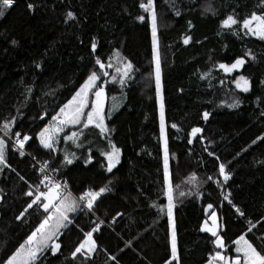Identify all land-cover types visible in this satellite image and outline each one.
I'll list each match as a JSON object with an SVG mask.
<instances>
[{"label": "trees", "instance_id": "obj_1", "mask_svg": "<svg viewBox=\"0 0 264 264\" xmlns=\"http://www.w3.org/2000/svg\"><path fill=\"white\" fill-rule=\"evenodd\" d=\"M28 2L37 8L29 11ZM155 3L175 204L173 219L181 264H206L209 254L216 250L214 238L200 231L212 211L218 215L219 232L230 256L234 255L232 241L241 234H246L262 250L264 141L257 137L264 136L261 115L264 85L260 83L264 80V41L245 35L242 30L233 35L221 29L220 22L229 14L242 20L253 11H264V7L259 6V0H155ZM138 4L139 0H17L0 18L1 134L3 123L15 118L12 132L35 138L87 76L99 68L95 63L98 58L106 65L121 64L116 57L119 53L134 68L123 87L114 84L106 89L105 113L111 98L119 106L106 119L112 129L111 140L121 149V163L113 173H107L101 166L106 161L97 147L107 141L99 135L83 150L61 140L60 151L51 153L38 147V141L33 139L25 148L27 156L19 157L9 147L10 167L0 172V264L42 219V209L35 206L23 219H16L30 200L25 195L29 186L40 183L31 167L33 157L47 161L76 197L105 184L111 189L98 199L94 214L86 211L73 214L74 224L62 237L61 252L56 256L48 254L43 264H81V258L73 261L70 253L83 238V232L94 226L92 221L103 224L93 234L98 250L84 264H116L109 256H116L119 264H165L170 258L171 230L166 215L167 200L162 192L163 153L151 31L147 22L141 23L136 18L143 14ZM177 10L180 16L175 15ZM69 11L75 19L66 22ZM186 35L192 37L187 45L183 43ZM93 38L97 42L96 53L91 51ZM13 40L17 43L13 44ZM249 51L251 55L245 56ZM238 57L247 61L240 71L227 75L218 68L220 63L231 64ZM36 63L41 64L39 69ZM207 72L211 75L201 79ZM239 75L252 82L250 92L236 89L234 78ZM237 98L241 105L229 108L227 105ZM205 111L210 114L207 121L203 119ZM42 115L44 119L40 118ZM172 124L180 131L173 129ZM193 127L203 131L188 144ZM253 140H257L256 144ZM65 148L76 152L80 160L64 166ZM89 148L93 163L85 165ZM208 152L214 155L209 156ZM220 163L226 165L231 175L226 183L219 175ZM181 192L185 195L181 196ZM229 193L232 204L224 199ZM209 203L213 209L206 213ZM161 206H165L164 213L158 211ZM237 207L245 216H239ZM249 221L255 224L251 232L247 231Z\"/></svg>", "mask_w": 264, "mask_h": 264}, {"label": "snow or ice", "instance_id": "obj_2", "mask_svg": "<svg viewBox=\"0 0 264 264\" xmlns=\"http://www.w3.org/2000/svg\"><path fill=\"white\" fill-rule=\"evenodd\" d=\"M17 0H0V18L6 15L7 10L13 8ZM259 6L264 7V0H259ZM138 7L142 10L143 14H139L136 18L141 22L150 26L151 31V49H152V60L154 62L155 68V83H156V98L159 105V140L162 147V167H163V179H162V192L167 200L166 204V215L168 219V224L170 227V258L165 260V264H181L180 257L178 255V245H177V233L176 226L173 219V209L175 207L174 197H173V187L170 182V149H169V136L167 131V123L165 118V103L162 91V69H161V57L159 51V36H158V12L155 0H139ZM37 5L28 2L27 9L29 11H34ZM146 14V15H145ZM180 11L175 12L176 16H180ZM67 20H74V14L69 11L66 14ZM189 27L192 26L191 21H188ZM221 29L228 30L233 35H239V30H242L245 35L253 36L261 41H264V11L257 13L253 11L249 16L244 17L242 20L233 14H229L220 22ZM192 40L190 35H186L183 38V43L185 45L189 44ZM13 44L17 41L13 40ZM91 51L96 53L97 42L93 38L91 42ZM251 53L246 52L245 56H250ZM116 57L121 59V66L117 67L116 71L119 74V79L116 76L112 77V83H119L122 87L126 83V80L130 78V74L134 70L133 64L130 61L122 60L119 57V53H116ZM252 60H255V56H251ZM246 59L244 57H238L231 64L220 63L218 68L223 70L227 74H231L234 71H240L244 68L246 64ZM95 63L99 66L100 72L92 71L84 83L79 87V89L72 95L71 99L67 101L59 110L51 116L50 121L45 123L35 138L29 134H22L19 131L15 133L12 132L13 125L15 124V118L11 120H6L3 123L4 136L11 137L15 136V140L12 142L11 146L6 142V140L0 137V172H3L4 168H9L8 163V150L9 147L13 151L18 152L20 157L25 156V148L30 144L33 139L38 141V147L43 148L51 153H56L60 151L58 147L61 140L65 144H71L77 149L84 146V141L87 140L85 136V129H95L98 130V135L107 141V149H100V155L104 157L106 164L101 165L106 169L107 173H113L114 169L121 163V149L117 147L115 143L112 142L110 133L112 129L109 128L106 123V119H110L111 113H105V101L107 98L106 93V79L109 73L105 70L106 68L113 67L112 63L107 65L103 63L99 58L96 59ZM36 68H40L41 64L36 63ZM211 72H207L201 75V79H206ZM223 83V81H221ZM234 83L236 89L242 93H248L251 91L252 82L245 75H239L234 78ZM264 85V80L260 82ZM30 92L31 89L29 88ZM115 99V98H113ZM242 101L240 99H234L227 106L229 108H238ZM46 115V113H45ZM209 113L205 111L203 113V119L205 121L209 118ZM264 116V112H261ZM44 119V115L40 117ZM171 127L180 131L176 124H172ZM66 129H79L66 131ZM203 129L200 127H193L189 133V138L187 140L188 144H192L193 140L197 138L199 133H202ZM83 138V139H82ZM257 140L264 141V136L257 137ZM257 140H253L252 143L256 144ZM91 143V141H89ZM207 150V149H205ZM209 156H213V152H208ZM35 159V157H33ZM80 156L74 151H70L68 148L63 149V160L64 166L73 165L75 161L80 160ZM217 159H219L217 157ZM93 163V156L91 149H88V155L84 158V164L90 165ZM49 167L47 161L44 162L40 168V172L44 174ZM58 170V169H57ZM219 175L223 177V181L226 183L231 179L229 171L226 169L224 163L219 164ZM23 180V177H20ZM209 180L212 177H208ZM111 181H109V184ZM41 185L43 188H41ZM2 191V190H0ZM111 191L108 184L100 187L98 190L89 188L85 190L78 197L73 196L68 190V183L65 181L63 183L55 180L54 178L43 175L40 180L39 185L32 187L29 186V190L25 193L27 197L30 198L27 202V206L23 211L16 217L17 220H21L25 217V214L29 209H33L34 206L37 209H42L41 215L42 219L39 220L38 225L34 230L27 236L23 243H21L11 255H9L3 264H43L45 257L48 254L56 256L61 252L63 240L62 237L65 231L69 229L71 225L74 224V216L78 212H87L94 214V205L98 199L103 196L106 192ZM181 196L185 193L181 192ZM231 194L224 196V199L232 204V200L229 199ZM155 207V205H153ZM213 209V204L209 203L205 212L208 213L209 210ZM158 211L160 213L165 212V206L159 207ZM236 212L239 216H245V213L240 209L236 208ZM121 215V214H117ZM211 221V223H209ZM115 222V220L113 221ZM93 227L89 231L83 232V238L71 251V259L73 261L77 258H81V264L85 261H90L98 250L97 241L94 239V233L100 231L103 221H92ZM248 232H251L255 227L249 221ZM220 225L218 224L217 214L212 211L208 217L205 219L200 231L203 233H209L212 238V243L216 249L214 253L209 254L206 264H264V249L258 250L257 247L253 245L246 234L239 235L238 238L232 241L235 245L234 252L235 257L230 256L228 253L230 249L225 243V239L220 235L219 232ZM83 231V230H82ZM128 247H131V242H128ZM123 251V249H121ZM111 261H116L119 264L116 256H109Z\"/></svg>", "mask_w": 264, "mask_h": 264}, {"label": "rangeland", "instance_id": "obj_3", "mask_svg": "<svg viewBox=\"0 0 264 264\" xmlns=\"http://www.w3.org/2000/svg\"><path fill=\"white\" fill-rule=\"evenodd\" d=\"M117 62V61H115ZM121 64H114L113 67L111 68H106L105 70L109 73V76L107 78H103L102 79H106L107 80V83L105 85L106 89L109 87V85H114V84H119V83H112V77L113 76H116L117 79H119V74L117 73L116 69L117 67H120ZM93 71H97L98 73L100 72V69H94ZM223 71V70H222ZM225 73V72H224ZM227 74V73H225ZM232 74V73H231ZM231 74H227V75H231ZM235 85V83H234ZM107 100V98H106ZM115 99H112L107 101V104H108V109H107V112L106 114L108 113H111V117L117 112L118 110V104H117V100L114 101ZM106 102V101H105ZM106 105V103H105ZM110 117V118H111ZM70 129H66V131H69ZM84 133H85V136H87V140L84 141V146H88L90 145L95 139H97V136H98V130H95V129H85L84 130ZM83 139V138H82ZM89 141H91V143H89ZM72 146V145H71ZM83 146V147H84ZM74 147V146H72ZM83 147L80 148L79 150H83ZM75 148V147H74ZM97 149H107V143H103V144H100ZM71 192V191H70ZM72 193V192H71ZM73 195V194H72ZM74 196V195H73Z\"/></svg>", "mask_w": 264, "mask_h": 264}, {"label": "built area", "instance_id": "obj_4", "mask_svg": "<svg viewBox=\"0 0 264 264\" xmlns=\"http://www.w3.org/2000/svg\"><path fill=\"white\" fill-rule=\"evenodd\" d=\"M1 135H2V137L8 139L10 145L15 140V136L14 135L12 137H9V138L7 136H4V134H1ZM13 152L19 156L18 152H16V151H13ZM25 153H26L25 156H27L26 149H25ZM44 162H45L44 160H38V159H34V160L31 161V163H32L31 164V167H32V169L35 170V172L37 173V175L40 178V180L42 179L43 175L46 174V175L54 178L55 180L63 183L64 181H62L61 179H59L57 171L55 169H53V167L49 163H48L49 164V167H48L47 171L44 174H42L40 172V168L42 167V165L44 164ZM68 190L70 191L69 187H68Z\"/></svg>", "mask_w": 264, "mask_h": 264}, {"label": "crops", "instance_id": "obj_5", "mask_svg": "<svg viewBox=\"0 0 264 264\" xmlns=\"http://www.w3.org/2000/svg\"><path fill=\"white\" fill-rule=\"evenodd\" d=\"M217 214V213H216ZM210 215V214H209ZM209 215L207 216V218L206 219H208V217H209ZM217 219H218V224H219V218H218V215H217ZM209 223H211V221H209ZM220 229V228H219ZM235 247V246H234ZM235 252H234V255H233V257H235Z\"/></svg>", "mask_w": 264, "mask_h": 264}]
</instances>
